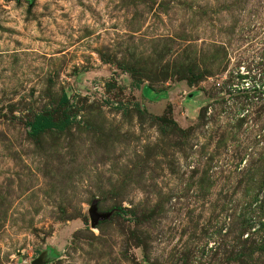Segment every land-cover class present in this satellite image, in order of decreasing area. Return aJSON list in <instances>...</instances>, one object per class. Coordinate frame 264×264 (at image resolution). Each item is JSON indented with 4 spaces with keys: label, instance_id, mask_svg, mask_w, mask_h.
<instances>
[{
    "label": "rangeland",
    "instance_id": "1",
    "mask_svg": "<svg viewBox=\"0 0 264 264\" xmlns=\"http://www.w3.org/2000/svg\"><path fill=\"white\" fill-rule=\"evenodd\" d=\"M262 239L264 0H0V264H260Z\"/></svg>",
    "mask_w": 264,
    "mask_h": 264
},
{
    "label": "water",
    "instance_id": "2",
    "mask_svg": "<svg viewBox=\"0 0 264 264\" xmlns=\"http://www.w3.org/2000/svg\"><path fill=\"white\" fill-rule=\"evenodd\" d=\"M88 215H89V220H90V226H94V224L96 223L97 219L101 218V215L100 214H97L95 212V208L94 206H91L89 211H88ZM40 258L37 257L35 259H33L31 261V264H38Z\"/></svg>",
    "mask_w": 264,
    "mask_h": 264
},
{
    "label": "trees",
    "instance_id": "3",
    "mask_svg": "<svg viewBox=\"0 0 264 264\" xmlns=\"http://www.w3.org/2000/svg\"><path fill=\"white\" fill-rule=\"evenodd\" d=\"M142 88H143V86H142ZM261 249H263V250H256V251H259L260 252V255L261 256H264V239H262L261 240V244H260V246H259ZM260 264H264V257H263V260L261 261L260 260Z\"/></svg>",
    "mask_w": 264,
    "mask_h": 264
}]
</instances>
